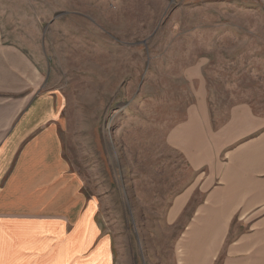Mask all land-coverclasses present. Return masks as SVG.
<instances>
[{"label":"rangeland","instance_id":"rangeland-1","mask_svg":"<svg viewBox=\"0 0 264 264\" xmlns=\"http://www.w3.org/2000/svg\"><path fill=\"white\" fill-rule=\"evenodd\" d=\"M0 22L40 57L42 94L55 93L56 191L72 186L73 220L96 212L94 248L107 237L112 264H173L206 193L167 222L203 175L168 141L195 100L183 73L206 61L216 125L238 105L264 119V0H0Z\"/></svg>","mask_w":264,"mask_h":264},{"label":"crops","instance_id":"crops-1","mask_svg":"<svg viewBox=\"0 0 264 264\" xmlns=\"http://www.w3.org/2000/svg\"><path fill=\"white\" fill-rule=\"evenodd\" d=\"M205 64L184 71L195 100L168 134L203 175L175 199L167 222L188 214L197 188L206 192L172 251L173 264H264V119L238 105L216 125ZM41 74L40 57L0 22V264H112L107 237L94 248L102 236L96 212L87 205L73 220L72 186L56 191L65 179L57 99L42 94Z\"/></svg>","mask_w":264,"mask_h":264},{"label":"bare ground","instance_id":"bare-ground-1","mask_svg":"<svg viewBox=\"0 0 264 264\" xmlns=\"http://www.w3.org/2000/svg\"><path fill=\"white\" fill-rule=\"evenodd\" d=\"M33 224V223H32ZM37 225V224H36ZM41 227H43V226H41ZM44 237V236H43ZM74 253V252H73ZM70 258V257H69ZM72 258V257H71Z\"/></svg>","mask_w":264,"mask_h":264}]
</instances>
